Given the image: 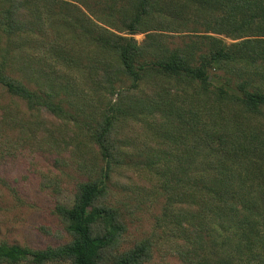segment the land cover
Instances as JSON below:
<instances>
[{
  "label": "rangeland",
  "instance_id": "obj_1",
  "mask_svg": "<svg viewBox=\"0 0 264 264\" xmlns=\"http://www.w3.org/2000/svg\"><path fill=\"white\" fill-rule=\"evenodd\" d=\"M20 3L31 28H0V63L52 93L54 107L30 106L0 84V242H68L57 206L73 204L80 182L102 179L101 202L123 225L105 259L142 247L133 264H264V105L212 92L241 81L264 92V60L213 65L209 84L154 69L135 78L118 70L110 41L133 38L140 62L177 49L195 62L212 38L247 57L259 46L234 45L259 37L211 29L222 7L209 0H159L134 32L133 0Z\"/></svg>",
  "mask_w": 264,
  "mask_h": 264
},
{
  "label": "trees",
  "instance_id": "obj_2",
  "mask_svg": "<svg viewBox=\"0 0 264 264\" xmlns=\"http://www.w3.org/2000/svg\"><path fill=\"white\" fill-rule=\"evenodd\" d=\"M158 1L133 0L135 11L126 20L127 29L134 32L140 22L149 16L150 10L155 8ZM209 1L217 4L211 6L216 11L219 10L218 5L222 7L218 17L212 18L215 21H209L214 25L210 27L211 29L217 33L225 32L224 34L230 37L256 35L259 38L246 40L234 47L258 45L259 49L249 52L250 56H239L237 51L225 44L223 40L212 38L214 42L205 52L198 55L195 62L180 49L171 51L166 56L144 59L140 62L138 56L144 51L142 45L136 43L133 38L120 36L110 40L120 57L118 70L123 74L138 78L142 71L154 69L172 76L196 79L201 84H209L208 69L214 68L213 65L234 62L239 58L254 61L255 57H260L264 60V0ZM8 2V6L0 12V28L8 33L30 29L31 19L26 11L21 10V0H8ZM5 67L4 63H0V84L7 92L24 99L30 106L54 107L52 93L47 91L42 93L39 89L29 87L22 80L7 72ZM212 92L219 97L237 100L238 103L250 109L264 105V92L250 91L244 81L234 85L223 82ZM56 106L59 108V104ZM107 131L108 127L101 134L105 135ZM104 183L102 179L80 182L73 204L57 206V212L71 235L68 242L32 249L1 241L0 264H16L24 260L44 264L49 260L62 259L69 260L71 264H133L137 262L142 247H136L131 252L116 256L112 260L105 259V252L115 246L123 225L117 210L101 202L105 192Z\"/></svg>",
  "mask_w": 264,
  "mask_h": 264
}]
</instances>
